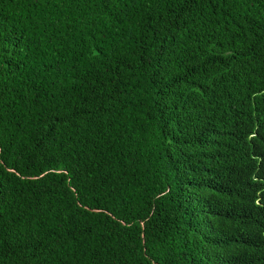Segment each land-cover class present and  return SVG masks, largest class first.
<instances>
[{"label":"trees","instance_id":"16d2710c","mask_svg":"<svg viewBox=\"0 0 264 264\" xmlns=\"http://www.w3.org/2000/svg\"><path fill=\"white\" fill-rule=\"evenodd\" d=\"M0 264H264V0H0Z\"/></svg>","mask_w":264,"mask_h":264}]
</instances>
